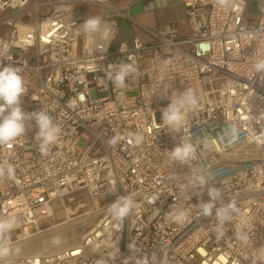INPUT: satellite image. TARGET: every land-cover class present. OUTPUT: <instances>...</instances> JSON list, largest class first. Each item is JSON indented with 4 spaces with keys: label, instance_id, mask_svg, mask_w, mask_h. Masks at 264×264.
Returning a JSON list of instances; mask_svg holds the SVG:
<instances>
[{
    "label": "built area",
    "instance_id": "built-area-1",
    "mask_svg": "<svg viewBox=\"0 0 264 264\" xmlns=\"http://www.w3.org/2000/svg\"><path fill=\"white\" fill-rule=\"evenodd\" d=\"M247 1L183 0L189 33L179 36L174 28L139 24L109 0H0L6 29L0 44L11 46L3 63L21 69L22 107L46 109L61 127L46 153L38 149L34 122L25 135L0 144V161L15 168L13 179L0 176V218L16 221L6 237L12 250L0 264H98L102 258L122 264L130 242L140 249L134 255L155 254L159 264H264V76L253 69L264 58V0L253 22L244 20ZM77 6L103 10L110 36L86 37L80 24L88 16L75 15ZM116 18L151 40L143 44L136 31L130 42L118 39ZM120 62L138 69L124 88L105 74ZM184 90L196 93L200 107L185 110L184 126L173 137L161 110ZM181 136L196 147L189 164L170 159ZM197 170L240 209L222 235L215 216L199 210L209 200L207 189L186 198ZM83 189L95 218L76 241L51 252L15 253L17 242L39 230L58 202ZM128 194H135L138 207L119 225L107 206ZM152 195L159 196L154 205L146 200ZM179 209L188 212L186 219L172 222L170 212ZM241 217L244 238L235 229Z\"/></svg>",
    "mask_w": 264,
    "mask_h": 264
},
{
    "label": "clouds",
    "instance_id": "clouds-1",
    "mask_svg": "<svg viewBox=\"0 0 264 264\" xmlns=\"http://www.w3.org/2000/svg\"><path fill=\"white\" fill-rule=\"evenodd\" d=\"M80 26L86 37L98 35L107 39L111 33V28L99 16H89ZM10 47L7 42L0 44V144H8L25 135L33 127L32 122H34L36 127L34 138L39 141L38 149L40 152L46 153L48 148L57 140L61 127L54 122L46 109L33 112H26L23 109L21 101L22 97L26 95L27 89L20 74L21 69L3 63L10 52ZM253 69L256 74L264 76V58H257L253 63ZM95 70H98V66ZM105 74L114 87L124 88L129 77L138 76V69L131 63L120 62L119 64H109L105 69ZM169 101L167 107L161 110L162 125L175 137L184 126L185 110H197L200 107V98L194 91L184 90L175 92ZM72 104L73 102L69 101V106ZM232 132L235 135V127H233ZM141 139L142 137L137 134V143ZM169 155L170 159L175 162L189 164L195 159L196 147L181 136L180 142L169 151ZM5 174L9 179H13L15 168L7 161H0V176ZM210 179L209 174L197 170L188 180L185 195L190 200L191 195L201 196L204 193L203 190L207 189L206 193L209 200L199 203V210L205 218L215 216L217 220L216 230L218 234L222 235L224 225L231 223L235 216L240 214V209L235 200L225 202L222 190L210 185ZM115 191V187L109 190V192ZM134 196L135 194L120 195L107 206V212L119 225H123L125 219L138 207ZM158 199L159 196L156 195L146 197L147 202L153 205ZM187 215L188 212L185 209L174 210L170 212L169 219L172 222L181 223ZM15 223V218H0V257H7L12 250L6 237L7 233L14 228ZM245 223L246 221L241 217L240 223L235 225L236 235L239 238H244L241 230ZM59 242L58 238L53 240L55 244ZM115 247L119 248L118 242ZM128 249L130 255L122 260V264H159V257L155 254L142 257L134 255L140 251L135 242H130ZM98 264H104V259L102 258Z\"/></svg>",
    "mask_w": 264,
    "mask_h": 264
},
{
    "label": "rangeland",
    "instance_id": "rangeland-1",
    "mask_svg": "<svg viewBox=\"0 0 264 264\" xmlns=\"http://www.w3.org/2000/svg\"><path fill=\"white\" fill-rule=\"evenodd\" d=\"M82 8L89 9L87 6ZM125 23L129 24L127 21ZM5 30L4 27H0L1 34ZM126 31H129L130 34L128 35L131 39V29H126ZM185 34H188V30ZM138 37L143 44L151 40V37L145 32L138 33ZM66 209H68V212L70 211L69 218H65ZM94 218L93 214L88 210V194L86 190L73 192L64 198L63 204L58 202L55 205L53 215L40 222L39 230L32 229L28 236L21 238L17 242L15 247L17 251L15 253L21 255L41 251L51 252L70 245L90 227ZM11 237L14 238V235H11ZM57 237H63V239L58 244H55L53 240ZM47 245H49L48 248L45 247Z\"/></svg>",
    "mask_w": 264,
    "mask_h": 264
},
{
    "label": "crops",
    "instance_id": "crops-1",
    "mask_svg": "<svg viewBox=\"0 0 264 264\" xmlns=\"http://www.w3.org/2000/svg\"><path fill=\"white\" fill-rule=\"evenodd\" d=\"M109 2L139 24L150 29L157 28L160 29V31H168L170 28H174L179 36H185L188 30L185 21L183 0H109ZM262 3L263 0H248L244 10V20L247 22L255 21L259 16ZM103 13L104 11L101 9L89 7L87 10L86 8H82V6H77L74 12L75 15L84 17H100ZM116 19L119 25L118 39L127 42L131 41L128 35L130 33L129 31L127 32L126 29L136 31L137 34L144 32L128 19ZM125 21L129 24L125 23Z\"/></svg>",
    "mask_w": 264,
    "mask_h": 264
},
{
    "label": "bare ground",
    "instance_id": "bare-ground-1",
    "mask_svg": "<svg viewBox=\"0 0 264 264\" xmlns=\"http://www.w3.org/2000/svg\"><path fill=\"white\" fill-rule=\"evenodd\" d=\"M66 211V214H65V218H69L70 217V214H69V212H68V209H66L65 210ZM51 215H53V213H51ZM70 221V220H69ZM39 227H40V224H39V226H38V229H39ZM58 239H59V241H61L62 239H63V237H57ZM70 242V241H69ZM46 248H48L49 247V245H47V246H45Z\"/></svg>",
    "mask_w": 264,
    "mask_h": 264
}]
</instances>
